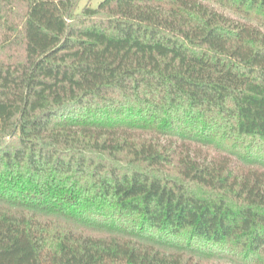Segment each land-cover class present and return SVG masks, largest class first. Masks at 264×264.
Listing matches in <instances>:
<instances>
[{
	"label": "trees",
	"instance_id": "obj_1",
	"mask_svg": "<svg viewBox=\"0 0 264 264\" xmlns=\"http://www.w3.org/2000/svg\"><path fill=\"white\" fill-rule=\"evenodd\" d=\"M79 1L0 0V264H264V0Z\"/></svg>",
	"mask_w": 264,
	"mask_h": 264
},
{
	"label": "rangeland",
	"instance_id": "obj_2",
	"mask_svg": "<svg viewBox=\"0 0 264 264\" xmlns=\"http://www.w3.org/2000/svg\"><path fill=\"white\" fill-rule=\"evenodd\" d=\"M102 0H80L77 11H80L85 5H91V6H97ZM215 4V3H214ZM221 10L226 12L227 14H230L233 17H238L239 15L235 13V11L231 10L230 8L220 6Z\"/></svg>",
	"mask_w": 264,
	"mask_h": 264
}]
</instances>
